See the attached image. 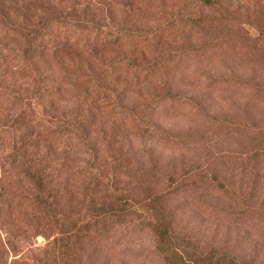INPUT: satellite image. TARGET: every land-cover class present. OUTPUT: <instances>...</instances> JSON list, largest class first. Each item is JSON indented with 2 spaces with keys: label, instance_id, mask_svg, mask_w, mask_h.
Segmentation results:
<instances>
[{
  "label": "trees",
  "instance_id": "16d2710c",
  "mask_svg": "<svg viewBox=\"0 0 264 264\" xmlns=\"http://www.w3.org/2000/svg\"><path fill=\"white\" fill-rule=\"evenodd\" d=\"M115 1L0 0V264H36L27 251L33 250L38 234L51 246L42 252L40 264H80L75 243L82 241L89 250L86 245L109 240L118 228L127 235L139 226L152 234L161 264H263V259L255 262L252 256L237 259L231 250L196 253L183 235L188 232L176 228L172 215L165 213L167 196L176 191L165 190L160 205L150 202L145 186L150 160L145 149L138 160L120 159L111 148L113 139L97 124L100 115L108 113L116 126L159 140L155 136L159 127L148 113L121 103L125 86H119L120 79L154 81L164 64L179 55L181 30L192 34L205 28L216 41L214 33L225 27L223 16L204 20L172 11L149 25L134 27L115 21L116 3L126 0ZM194 1L199 10L219 7L222 13L216 0ZM189 45L191 53L195 44ZM136 47L146 48L152 59L141 55L135 61L131 50ZM102 49L112 50L109 63L102 61ZM38 58L45 66L38 64ZM85 59L91 67L64 72L70 81L54 84L64 77L54 66L64 62L81 66ZM17 73L22 76L18 82ZM72 82L82 86L76 106L59 115L46 114L45 104L53 101L45 99L75 89ZM166 83L160 81L163 92L155 100L191 103ZM89 128L101 143L100 150L88 137ZM116 145L119 149L121 142ZM258 151L264 156V146ZM256 156L248 158L256 169L243 173L246 178L238 189L243 187V222L264 238V167L258 166ZM70 158L72 168L66 164ZM72 175L82 177L76 185ZM221 179L214 174L206 177L207 192L228 194L230 184Z\"/></svg>",
  "mask_w": 264,
  "mask_h": 264
},
{
  "label": "rangeland",
  "instance_id": "374dc122",
  "mask_svg": "<svg viewBox=\"0 0 264 264\" xmlns=\"http://www.w3.org/2000/svg\"><path fill=\"white\" fill-rule=\"evenodd\" d=\"M216 2L223 6L222 13L219 7L199 10L194 0L116 3L118 12L115 9L114 18L118 24L123 20L134 27L141 23L149 25L155 18L179 11L204 20L223 16L225 27L214 33V36L218 35L216 41H211L212 33L205 28L192 34L181 30L179 55L164 64L165 68L155 75L154 81L120 79L119 86H125L120 93L121 103L135 112L148 113L151 123L159 127L155 135L159 140L142 138L131 130L116 126L115 117L108 113H102L97 124L107 133V138L113 139L111 148L120 159L126 161V156L138 160L141 150L145 149L150 160L149 174L145 178L150 202L160 205V195L165 190L176 191L167 196H170L169 209H165V213L172 215L171 222L176 228L188 232L189 235H183L189 238L196 253L202 250L228 253L231 250L237 259L252 256L258 262L264 260V238L243 222V203H240L243 187L239 190L238 186L240 183L243 186L244 172L249 174L256 169L254 160H248L249 156L258 155V166L264 167V156L258 151L264 146V0ZM190 43L195 44L191 53L188 50ZM132 49L135 61L138 62L141 55L152 59V53L150 55L146 48ZM111 53V49H102V61L109 63ZM68 57L75 58L73 55ZM86 59L80 62L81 66L64 62L54 69H60L63 74L84 72L85 67H91ZM38 62L45 66L43 58H38ZM17 75L14 77L18 82V77L22 76ZM66 81L70 79L64 74L62 80L56 79L54 84L62 82L63 86ZM160 81L169 83L191 103L181 99L155 100L163 92ZM70 84L75 89L48 97V100L45 97V101L49 98L53 101L45 104L46 114L59 115L76 106L82 96V86L75 82ZM91 129L87 130L88 137L95 140L100 150L101 143ZM111 132L114 135L110 136ZM118 141L121 142L119 149ZM66 164L72 168L71 158ZM211 174L216 178L223 177L221 180L230 184L228 194L207 192L205 178ZM81 178L72 175V184L76 185ZM132 230L123 235L120 233L125 231L118 228L113 231L115 238L112 236L102 243L86 245L89 250L82 241H77L74 249L80 264H161L153 249L152 234L141 226ZM48 240L41 234L36 235L30 247L33 250L27 251L36 264H40L44 250H51Z\"/></svg>",
  "mask_w": 264,
  "mask_h": 264
}]
</instances>
